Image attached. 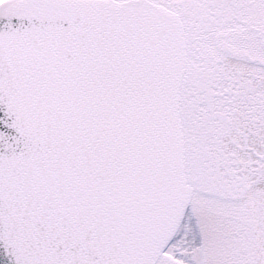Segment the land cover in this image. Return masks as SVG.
I'll list each match as a JSON object with an SVG mask.
<instances>
[{
	"label": "snow or ice",
	"instance_id": "snow-or-ice-1",
	"mask_svg": "<svg viewBox=\"0 0 264 264\" xmlns=\"http://www.w3.org/2000/svg\"><path fill=\"white\" fill-rule=\"evenodd\" d=\"M0 264H264V0H0Z\"/></svg>",
	"mask_w": 264,
	"mask_h": 264
}]
</instances>
